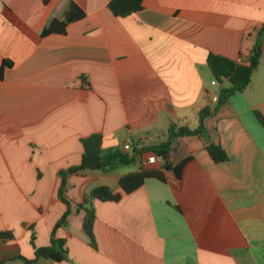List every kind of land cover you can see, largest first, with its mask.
Returning a JSON list of instances; mask_svg holds the SVG:
<instances>
[{
  "label": "crops",
  "instance_id": "obj_1",
  "mask_svg": "<svg viewBox=\"0 0 264 264\" xmlns=\"http://www.w3.org/2000/svg\"><path fill=\"white\" fill-rule=\"evenodd\" d=\"M34 1L0 0V232L14 234L0 238V264H28L51 245L68 210L61 172L81 163L82 139L101 134L105 150L131 143L132 154L165 141L172 124L197 129L206 108L203 133L172 146L174 165L189 158L180 176L152 166L159 158L148 164L152 153L136 171L160 168L166 180L129 194L122 167L69 175L72 213L54 233L67 261L33 264H264V44L251 85L218 109L211 94L229 83L213 86L208 65L210 54L249 60L264 0H145L126 18L111 0H51L30 26L22 15ZM71 3L85 17L43 36ZM81 78L89 89L73 86ZM213 144L227 161L212 159ZM100 185L123 197L92 201L94 247L77 206Z\"/></svg>",
  "mask_w": 264,
  "mask_h": 264
},
{
  "label": "trees",
  "instance_id": "obj_2",
  "mask_svg": "<svg viewBox=\"0 0 264 264\" xmlns=\"http://www.w3.org/2000/svg\"><path fill=\"white\" fill-rule=\"evenodd\" d=\"M51 0H36L23 13L22 17L28 25L33 26L42 15L46 6ZM145 0H111L109 9L116 17L126 18L143 10ZM85 17V13L80 10L74 3L69 5L64 19H54L50 25L43 31V36H48L53 33L65 34L68 25L76 20ZM264 44V26L258 31L256 44L253 48L252 55L248 63H238L235 60L217 55L210 54L208 57V65L212 70L214 77L220 83L227 81L228 87L221 90L219 95V102L217 109L224 103L230 100L236 93L243 92L251 85L253 75L259 66L261 57L263 55ZM12 63L4 60L1 75H3L4 68L11 66ZM76 88L89 89L90 84L86 82L85 78L77 80L74 84ZM212 114L209 108L203 109L199 115V127L191 129L186 126H178L172 124L168 130V137L160 144L143 147L142 149H135L132 154L126 153L120 148H113L105 150L103 148V136L101 134H93L87 138L82 139L84 152L82 161L79 165L72 166L68 170L61 172V186L59 189V196L63 202L68 205V210L62 219L56 224L53 232V239L50 246L40 247L36 249V259L26 260L28 264L35 263L38 259L44 258L53 262L62 263L67 261L68 250L65 246L66 242L62 239L54 238V233L57 229L67 225L68 218L72 213V202L67 198L65 191L67 179L71 174L84 173L86 171H113L119 167L130 166L136 163L137 158L145 153H152L159 159L164 160V168L174 170L178 176L181 175L185 164L189 158L183 160L181 163L174 165L171 160L172 146L177 138L189 135H201L204 131V121ZM259 119L264 123V118L260 113H257ZM208 152L216 163H221L228 160L227 152L219 145H210ZM158 179L165 181V174L162 169L149 167L142 168L140 171L130 172L120 179V186L127 194L134 192L142 187L146 180ZM123 193L115 192L110 186L100 185L95 187L85 199L83 204L77 206V211H84L85 217L83 220V229L91 240V245L97 247L94 224L96 220V212L91 205L94 199L102 201H120ZM0 238L12 239L13 232H0ZM34 243V237L32 238Z\"/></svg>",
  "mask_w": 264,
  "mask_h": 264
},
{
  "label": "built area",
  "instance_id": "obj_3",
  "mask_svg": "<svg viewBox=\"0 0 264 264\" xmlns=\"http://www.w3.org/2000/svg\"><path fill=\"white\" fill-rule=\"evenodd\" d=\"M237 62L244 64V63H248L249 60H243V59L240 58V59H238ZM212 85L215 86V87H219L220 83H219V81L214 80L212 82ZM219 95H220L219 93L211 94V100L213 102H215V103H218L219 102ZM132 150H133L132 144L131 143H126L124 148H123V151L126 152V153H129ZM157 159H158L157 156L152 154V155H150L148 157L147 163L148 164H155L157 162Z\"/></svg>",
  "mask_w": 264,
  "mask_h": 264
},
{
  "label": "rangeland",
  "instance_id": "obj_4",
  "mask_svg": "<svg viewBox=\"0 0 264 264\" xmlns=\"http://www.w3.org/2000/svg\"><path fill=\"white\" fill-rule=\"evenodd\" d=\"M150 155L147 154L146 155V158H148ZM164 164V160L163 159H158V162L157 164L155 165H152V166H155V167H161L162 165ZM139 165H140V162H136L135 164L133 165H130V166H124L122 167L121 171L124 172V173H129L130 171H136L139 169ZM50 262V261H48Z\"/></svg>",
  "mask_w": 264,
  "mask_h": 264
}]
</instances>
